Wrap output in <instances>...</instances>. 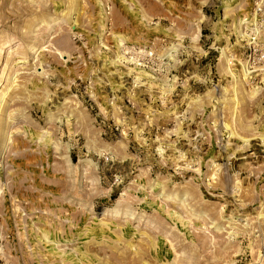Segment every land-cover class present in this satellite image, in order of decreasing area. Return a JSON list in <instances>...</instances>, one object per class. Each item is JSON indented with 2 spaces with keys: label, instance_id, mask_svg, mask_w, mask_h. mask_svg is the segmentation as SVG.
<instances>
[{
  "label": "rangeland",
  "instance_id": "obj_1",
  "mask_svg": "<svg viewBox=\"0 0 264 264\" xmlns=\"http://www.w3.org/2000/svg\"><path fill=\"white\" fill-rule=\"evenodd\" d=\"M257 1L0 0V264H264Z\"/></svg>",
  "mask_w": 264,
  "mask_h": 264
},
{
  "label": "built area",
  "instance_id": "obj_2",
  "mask_svg": "<svg viewBox=\"0 0 264 264\" xmlns=\"http://www.w3.org/2000/svg\"><path fill=\"white\" fill-rule=\"evenodd\" d=\"M251 21H264V0H258L256 3H254L253 18ZM247 44L250 46L252 42ZM262 62H264V50H255L254 48L247 50V53L243 59L244 70L246 74L251 73L249 70L253 69V67Z\"/></svg>",
  "mask_w": 264,
  "mask_h": 264
},
{
  "label": "bare ground",
  "instance_id": "obj_3",
  "mask_svg": "<svg viewBox=\"0 0 264 264\" xmlns=\"http://www.w3.org/2000/svg\"><path fill=\"white\" fill-rule=\"evenodd\" d=\"M31 50H33V48L31 49ZM30 50V51H31ZM14 80L12 79V77L10 78V77H8V79H7V83H9V86L7 87V88H5L4 90H3V94H2V96L0 97V107H1V105H2V112H0L1 114H0V128L2 127V128H6L7 126H8V123H7V121L9 120L10 122H11V115L9 114L8 116H6V118L4 117V115L3 114H5L4 113V109H5V105H6V103H7V101H8V98H9V96H7V91L9 90V88H11L12 87V84H14L15 82H13ZM7 96V97H6ZM11 102V101H10ZM10 104V103H9ZM7 112V111H6ZM13 120V119H12ZM9 128V127H8ZM5 131V130H4ZM0 133H1V129H0ZM4 138V137H3ZM7 138V137H6Z\"/></svg>",
  "mask_w": 264,
  "mask_h": 264
}]
</instances>
